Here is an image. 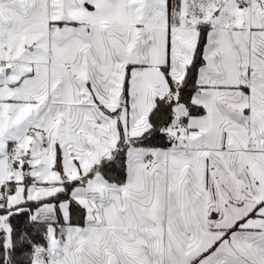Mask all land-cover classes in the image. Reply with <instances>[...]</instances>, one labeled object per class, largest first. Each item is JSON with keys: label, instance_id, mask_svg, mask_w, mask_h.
<instances>
[{"label": "snow or ice", "instance_id": "snow-or-ice-1", "mask_svg": "<svg viewBox=\"0 0 264 264\" xmlns=\"http://www.w3.org/2000/svg\"><path fill=\"white\" fill-rule=\"evenodd\" d=\"M0 264H264V0H0Z\"/></svg>", "mask_w": 264, "mask_h": 264}]
</instances>
